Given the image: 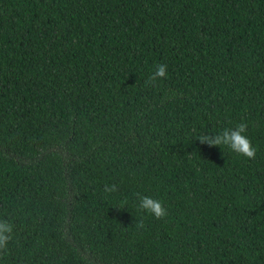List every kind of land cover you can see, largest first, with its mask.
Segmentation results:
<instances>
[{"label":"trees","instance_id":"trees-1","mask_svg":"<svg viewBox=\"0 0 264 264\" xmlns=\"http://www.w3.org/2000/svg\"><path fill=\"white\" fill-rule=\"evenodd\" d=\"M3 220L0 264H264V0H0Z\"/></svg>","mask_w":264,"mask_h":264},{"label":"clouds","instance_id":"clouds-1","mask_svg":"<svg viewBox=\"0 0 264 264\" xmlns=\"http://www.w3.org/2000/svg\"><path fill=\"white\" fill-rule=\"evenodd\" d=\"M167 75V66L160 64L156 66V70L145 80V87L152 86L158 79H163ZM248 125L241 122L234 129H224L215 135H201L198 140L202 144L209 146H226L232 152L239 156L246 157L248 159H254L256 155V149L252 146L250 140L244 135L247 131ZM195 131V129L193 130ZM118 190V186L105 185L103 191L113 193ZM139 196V194H137ZM139 210L151 214L155 219H163L167 215V210L159 200H155L149 196H139ZM137 229H143L145 227L143 221L136 223ZM13 225L7 220L0 221V252L6 251L7 244L12 238Z\"/></svg>","mask_w":264,"mask_h":264}]
</instances>
